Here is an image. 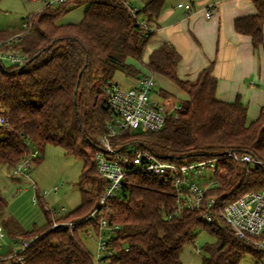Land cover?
<instances>
[{
    "label": "trees",
    "instance_id": "16d2710c",
    "mask_svg": "<svg viewBox=\"0 0 264 264\" xmlns=\"http://www.w3.org/2000/svg\"><path fill=\"white\" fill-rule=\"evenodd\" d=\"M87 2L77 23L57 24L72 5ZM253 14L237 17L234 30L250 37L254 48L264 52V0H251ZM164 0H145L137 16L156 22ZM26 27L0 30L2 49L20 50L27 58L22 65H4L0 60V114L8 125H0V167L7 170L21 160L34 145L38 156L47 144L59 146L67 155L82 162L76 184L79 205L59 219H79L94 209L107 184L96 170L97 138L105 132L109 114L99 96L112 81L115 71L134 74L127 57L140 59L148 40L123 0H63L48 3L26 17ZM14 37V38H13ZM8 38L12 40L7 42ZM180 53L170 44L151 50L145 67L167 77L187 97L179 117L169 118L154 132L123 131L110 137L116 149L133 145L137 149L175 161L188 163L214 156L225 150L248 153L264 162V104L259 115L246 123V105L239 99L220 100L215 95L216 77L212 63L195 80L179 78ZM28 142V144H27ZM231 176L225 185L208 189L215 195L213 212L241 194L264 188V163L248 165L224 162ZM37 201L46 218L43 226L25 230L12 217L2 218L11 237L31 238L16 255L0 256V264H93V255L80 233L87 222L69 231L51 227L52 211ZM7 200L0 192V215ZM110 221L120 225L112 239L117 248L110 264H184L180 254L192 243L199 229L215 238L202 246L199 264H237L250 253L257 264L264 249L236 237L217 216L207 224L200 210L176 211L175 191L160 175L130 170L119 193L108 199Z\"/></svg>",
    "mask_w": 264,
    "mask_h": 264
},
{
    "label": "built area",
    "instance_id": "2783aa9c",
    "mask_svg": "<svg viewBox=\"0 0 264 264\" xmlns=\"http://www.w3.org/2000/svg\"><path fill=\"white\" fill-rule=\"evenodd\" d=\"M47 1L55 4L63 0ZM123 1L136 18L145 36L156 31V22L137 16L139 7L133 5L130 0ZM176 7L190 11L193 4L177 2ZM211 15V9L206 7L205 16ZM26 26L27 23L24 22L22 27ZM10 40L12 38H8L7 42ZM0 60L8 65H22L27 58L20 50L0 47ZM155 86L156 80L151 73L141 74L136 83L127 88L114 81H109L104 86L100 94L109 119L105 132L97 138L100 149L95 155V161L97 173L107 181V184L96 207L87 215L79 219H59L62 216L60 211L56 215L52 212L51 227L60 226L71 231L86 221L85 232L87 234L90 230L95 232L96 253L93 255V264H110L111 255L117 251L112 239L120 230V225L110 221L107 201L119 193L126 173L135 170L160 175L168 181L175 191L177 212L182 209L200 210V218L207 224L211 223L213 216H217L228 225L236 237L247 239L257 248L264 249V188L247 191L215 212L212 210L215 195H205L208 189L222 185L225 178L227 180L230 178L231 174L224 166V162L254 165L264 163L263 161L248 153L240 154L234 150H225L220 154L192 162L177 163L160 158L149 151L137 149L133 145L116 149L110 144V137L120 132H154L161 129L167 119L179 117L181 104L178 101L165 102L163 99L160 101L151 97ZM158 96L160 97L159 94ZM0 125H8L7 117L3 114H0ZM28 146L24 157L8 169L12 177L26 179L29 177V165L39 153L34 145L29 143ZM33 201H37L36 195ZM2 236L0 227V237ZM31 240V238H12V243L20 242V248L12 251L9 257L27 247Z\"/></svg>",
    "mask_w": 264,
    "mask_h": 264
},
{
    "label": "crops",
    "instance_id": "0c3cea01",
    "mask_svg": "<svg viewBox=\"0 0 264 264\" xmlns=\"http://www.w3.org/2000/svg\"><path fill=\"white\" fill-rule=\"evenodd\" d=\"M140 1L143 4L145 0ZM187 1L193 4L190 11L179 9L176 4L163 5L156 18L157 29L148 42L147 58L141 61L142 65L144 64L141 68L137 66L136 58L131 56L126 58V62L136 69V73L130 74L132 78L130 86L136 83L141 74L149 73L155 80L168 84L167 77L150 72L145 67V62L153 48L164 43L170 44L181 55L177 66L179 78L195 80L198 73L212 63V73L216 77V97L226 102L239 99L246 105V123H250L257 118L264 104V52L260 46L256 48L252 46L248 35L236 32L233 21L237 17L255 13V6L251 0L184 2ZM47 4L48 2L42 3L40 8ZM81 4L72 5L56 23L79 22L88 3ZM206 7L211 9L210 17L205 16ZM177 88L183 95L182 99L186 98V92L178 86ZM159 95L163 100L174 101L176 93L162 89Z\"/></svg>",
    "mask_w": 264,
    "mask_h": 264
},
{
    "label": "rangeland",
    "instance_id": "374dc122",
    "mask_svg": "<svg viewBox=\"0 0 264 264\" xmlns=\"http://www.w3.org/2000/svg\"><path fill=\"white\" fill-rule=\"evenodd\" d=\"M44 1L0 0V30H12L21 27L27 16L43 9V7L40 8L42 3L48 2L47 0L46 2ZM177 1L164 0V5L171 6L176 4ZM184 1L182 0V2ZM130 2L137 7L142 4L140 0H130ZM148 42L141 58L135 60L140 68L144 65H142L141 61H145L147 58ZM3 64L8 65L5 62ZM113 80L124 88L129 87L132 83L130 73L128 74L121 70L115 71ZM156 82L155 89L151 92V97L163 101L158 94L160 90L167 89L175 92L176 95L174 101L164 99L165 102H177L185 99H182V93L179 92L176 84L172 81L169 80L168 84L157 80ZM99 96L102 98L101 94ZM81 167L82 162L80 160L72 155L65 154L61 147L52 144H47L44 147L38 163L34 161L30 163L28 168L29 177L27 179L12 177L5 166L0 167V192L7 200V206L2 215H0V227L3 233V236L0 237V256L2 258L8 252L11 253L20 248L19 241L12 243V238L6 233L2 225V218L12 217L25 230H31L34 226H43L46 218L41 204L39 201H33V197L37 193L40 194V198H42L40 200L45 208L51 210L55 215L58 211H60L61 215L70 212L80 203V192L76 182ZM227 181V178H225L222 185H225L224 182L227 183ZM85 230L80 233V238L90 253L94 255L96 253L95 232L90 230L89 234H87ZM214 241L215 238L207 230L199 229L194 241L184 246L180 254L181 261L184 264H199L201 257L205 255L202 246L205 243ZM237 264H257V262L250 253H245ZM258 264H264V258Z\"/></svg>",
    "mask_w": 264,
    "mask_h": 264
}]
</instances>
